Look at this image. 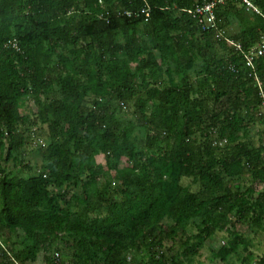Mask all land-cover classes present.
I'll return each mask as SVG.
<instances>
[{"label": "trees", "instance_id": "obj_1", "mask_svg": "<svg viewBox=\"0 0 264 264\" xmlns=\"http://www.w3.org/2000/svg\"><path fill=\"white\" fill-rule=\"evenodd\" d=\"M196 1L0 0V158L22 165L31 128H48L37 173L0 164V235L23 231L18 250L0 240V264H184L229 225L213 253L226 261L248 245L238 222L264 229L261 93L242 53L264 34V0L263 14L218 5L207 29ZM142 7L147 21L124 13Z\"/></svg>", "mask_w": 264, "mask_h": 264}, {"label": "rangeland", "instance_id": "obj_2", "mask_svg": "<svg viewBox=\"0 0 264 264\" xmlns=\"http://www.w3.org/2000/svg\"><path fill=\"white\" fill-rule=\"evenodd\" d=\"M238 28L239 27L236 23H231L226 28L227 35L232 34L236 30H238ZM91 99H92L91 97L87 99L86 103L88 105H91ZM133 110L134 108L131 105H127L124 108V111L119 114H121L120 115L121 117L126 116L130 118H134ZM20 111L21 113L28 114L30 115V117L33 118L35 116V113L37 112V105L34 102L33 98L27 97L23 101ZM254 115H255L254 122H256L257 127H256V130H253L252 132H255V135H254L255 141H256V144H259V142L261 141V133L259 129L264 127V124L263 123L260 124V120H259V117L261 115L260 105L257 107ZM31 130H32V133L33 132L35 133L34 135L31 134L32 137L28 139V142L26 143L24 149L22 150V155H21L23 158L22 165L16 164L14 160H10L9 162H6L0 158L1 165H4L9 169H14L18 174L23 175V176H29L39 171L40 166L43 161L42 154L40 151V146L42 145V143L47 142L48 128L46 125L33 126ZM137 134L141 137L144 136V133L142 131H138ZM240 181H241L240 185L242 187L243 186L245 187L248 185L250 181V177L246 176ZM188 182H189V178L183 179V183H188ZM227 228H229L230 230L229 225L227 226ZM235 229H236V232L239 231L238 233L246 239V242L248 244L247 248H244L243 245L240 246L239 252H238L239 256L236 254H232L229 256L230 259L228 258L226 261H223L219 257H215V255L213 254L214 252H217L222 246L226 245L228 239L231 236L229 230L222 229V230H217L210 238H208L204 242L203 246L201 247L200 249L201 252L199 251L198 252L199 254L197 253L196 255H194L190 261L185 260L184 264H255V263L257 264L258 261H260L261 258L264 257L263 256L264 255V229H260L255 226H252L249 223V221L238 222L236 224ZM18 236L20 237L23 236L22 230H19L16 233H12V234L5 232L3 233V235H0V240L3 241L4 238L9 237V240H10L9 243L16 242V245L14 246V248L15 250H18L20 249V244L18 243L20 237ZM239 253L242 255H240ZM211 255L212 256L214 255V257H212ZM60 257L63 260H67L69 258V252L66 249H62L60 251ZM244 257H247V258H244ZM214 259H216V261ZM29 264H44V252H40L37 257V260ZM258 264H261V261Z\"/></svg>", "mask_w": 264, "mask_h": 264}, {"label": "built area", "instance_id": "obj_3", "mask_svg": "<svg viewBox=\"0 0 264 264\" xmlns=\"http://www.w3.org/2000/svg\"><path fill=\"white\" fill-rule=\"evenodd\" d=\"M232 1V0H199L194 8L191 10V14L194 18H196L199 23L203 26V28H209L216 26V13L215 10L218 5L223 4L225 2ZM240 5H242L247 11L254 12L257 14H262L259 7L256 5L254 0H238ZM125 14L128 16L132 14H136L138 16H143L144 20L147 21L150 18V9L146 7H142L139 10H136L135 12L131 11H125ZM218 34L225 33L224 30L218 29ZM217 34V35H218ZM227 41L233 45L239 50H241L242 46L239 43H234L233 40L226 38ZM8 43L17 48V44L15 40H9ZM245 65L249 68V75L254 78V81L256 85L258 86L260 93H261V116L263 118V124H264V91H263V83L259 79L257 73H256V59L264 55V34L261 35L260 40L252 46L247 51H242ZM212 134L215 135L214 144H217L219 146H223L225 143H227L226 138H219L218 137V130L217 128L212 129ZM34 135V134H33ZM44 145V143H42ZM56 256H59V253H56ZM264 264V263H262Z\"/></svg>", "mask_w": 264, "mask_h": 264}, {"label": "bare ground", "instance_id": "obj_4", "mask_svg": "<svg viewBox=\"0 0 264 264\" xmlns=\"http://www.w3.org/2000/svg\"><path fill=\"white\" fill-rule=\"evenodd\" d=\"M234 1H235V0H234ZM196 2H197V1H196ZM195 4H196V3H195ZM226 5H227V4H226ZM222 6H223V4H222ZM220 7H221V6H220ZM220 7H218V8H220ZM245 10H246V9H245ZM215 11H216V10H215ZM249 12H250V11H249ZM261 13H262V12H261ZM256 14H257V13H256ZM262 14H263V13H262ZM191 15H192V14H191ZM263 15H264V14H263ZM216 18H217V17H216ZM143 21H144V20H143ZM201 27H202V26H201ZM209 28H210V27H209ZM206 29H207V28H206ZM222 30H223V29H222ZM222 35H223V34H222ZM226 35H227V32H226ZM224 36H225V34H224ZM224 38H225V37H224ZM227 38H228V37H227ZM6 44H7V43H6ZM16 44H17V43H16ZM8 47H9V46H8ZM10 48H11V47H10ZM12 49H13V48H12ZM242 49H243V48H242ZM242 51H243V50H242ZM263 156H264V155H263ZM227 230H228V229H227ZM227 230H226V231H227ZM229 231H230V230H229ZM232 231H233V230H232ZM238 232H239V231H238ZM232 233H235V232H232ZM223 243H224V242H223ZM223 243H222V244H223ZM203 244H204V243H203ZM224 244H225V243H224ZM208 247H209V246H208ZM208 249H209V248H208ZM216 251H217V250H216ZM200 252H201V251H200ZM243 252H244V251H243ZM243 252H242V253H243ZM198 254H199V253H198ZM239 254H240V253H239ZM236 255H238V254H236ZM240 255H242V254H240ZM199 256H200V255H199ZM211 256H212V255H211ZM238 256H239V255H238ZM247 256H248V255H247ZM263 256H264V255H263ZM208 257H209V256H208ZM212 257H214V255H213ZM261 257H262V255H261ZM241 258H242V257H241ZM244 258H247V257H244ZM229 259H230V258H229ZM214 260L216 261V259H214ZM219 260H220V259H219ZM244 260H246V259H244ZM244 260H243V261H244ZM259 260H260V259H259ZM224 261H225V260H224ZM256 261H257V260H256ZM256 261H255V262H256ZM259 262H260V261H258V263H259ZM245 263H246V262H245ZM258 263H257V264H258ZM255 264H256V263H255Z\"/></svg>", "mask_w": 264, "mask_h": 264}, {"label": "crops", "instance_id": "obj_5", "mask_svg": "<svg viewBox=\"0 0 264 264\" xmlns=\"http://www.w3.org/2000/svg\"><path fill=\"white\" fill-rule=\"evenodd\" d=\"M260 117H261V115H260ZM262 129L264 130V127H262L261 129H260V132L262 131ZM252 134H255V132H253ZM254 140H255V138H254ZM257 140V139H256ZM246 177V176H245Z\"/></svg>", "mask_w": 264, "mask_h": 264}]
</instances>
